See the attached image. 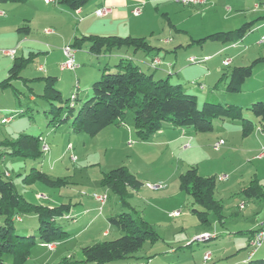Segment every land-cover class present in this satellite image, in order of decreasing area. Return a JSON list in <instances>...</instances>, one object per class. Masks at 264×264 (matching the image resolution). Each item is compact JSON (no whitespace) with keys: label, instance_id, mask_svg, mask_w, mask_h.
<instances>
[{"label":"rangeland","instance_id":"obj_1","mask_svg":"<svg viewBox=\"0 0 264 264\" xmlns=\"http://www.w3.org/2000/svg\"><path fill=\"white\" fill-rule=\"evenodd\" d=\"M141 1L145 2L143 8L139 7L143 9L142 21L145 26L144 33H146L144 37H147L150 44L162 49L160 58L163 65L153 70L146 63L139 62L140 60L138 62L134 60L133 63L137 62L146 73H154L155 79H167L171 74L172 83L181 84L187 93L198 97L199 108H202L207 97L210 101L215 100L216 97L223 105H240L244 109V118L254 121L251 111L248 110L253 103H256L252 101L254 96L251 91L253 88L257 89L260 85L259 81L264 79V65L255 66L252 78L248 81L249 88L239 93H229L226 90L229 78H223V74L236 66L250 65L260 55V50H263L264 46L257 45L258 42L255 40L260 34L252 31L250 33L252 37L241 45V49H232L225 53L218 52L224 45L221 41L206 40L203 43L199 41L216 33L233 31L251 22L256 15L264 13V0H207L203 6L183 5L176 0ZM43 2L44 0H41L38 6L0 2V11L6 14L0 18V81L8 77L9 68L12 65V61L5 56L4 52L15 50L6 47L14 41V38L20 36L16 31L10 34L8 29L11 25L13 27L20 19L28 17L32 21L33 29L29 41L50 45L46 49L29 44L19 49V57L22 55L28 57L29 51L37 52L38 49L43 53H40L22 72V76L29 79L27 86L23 81L17 80L14 81L13 88L0 90V109L3 108V115L7 118L14 115L13 120L11 119L13 123H8L9 121L5 122L8 124L0 123V141L16 139L21 134L41 135L48 142L52 152V157L48 159L42 157L37 160H25L21 157L6 155L9 150L0 148V155H5L0 161V172L11 174V178H6L12 180L17 191L31 203L50 206L71 205L68 215L70 220L59 219V223L69 234L68 239L62 240L61 244L56 246L58 248L56 251H49L41 245L34 247L26 264L57 263L65 256H72L73 260L81 261L84 259L82 248L121 237L123 233L116 227L104 225L101 220L81 234L79 233L85 226L86 218L95 217L100 213L95 200L96 196L104 194H108L104 216L112 211L113 213L137 212L162 237V240L155 244L147 242L136 257L131 259L130 264L147 259L149 264H194V261L202 264L206 262L203 260L206 252L217 257L220 255L218 251L222 248H234L237 251L238 245L247 244V238L238 231L251 230L256 223L263 220L264 209H258L253 202H248V208L240 211L238 204L241 201H247L242 195V190L251 185L253 178L264 186V159L258 160L259 157H257L264 148V144H255L249 141L252 138H243L242 134L236 130L242 124L241 120L215 119L213 130L209 132H196L193 128L182 129L169 125L162 135L157 132L158 134L154 135L149 142L141 141L136 135L134 125L131 124L132 111L128 112L126 119L131 130H119L112 127L93 138L85 133L73 132L71 120L57 127L50 126L51 102L42 97L45 83L41 80L47 74L40 70V67L48 68L44 56L46 52L57 49L52 48L53 45L47 42L49 35L46 33L51 29L59 34L61 33L59 27L64 25L61 27L62 34L68 36L70 32L72 34L75 22L62 23L64 20L62 16L55 13L49 14V10L55 8V5L45 9ZM7 18L10 21L4 23ZM136 20L138 19H134V22ZM84 26L89 27V24ZM142 30L140 29V32ZM262 34L264 35V30ZM104 35L108 37V34ZM246 47L250 48L249 51ZM30 48L35 50H29ZM128 50L129 56L133 57L134 50ZM122 51H126V48ZM140 54L138 57H141L143 53L140 52ZM57 56L53 55L50 63L59 77H63V83L57 88L62 93L63 102L62 104L53 102V104L57 108L63 106L67 109L72 95L79 94L80 100L75 103L76 106L91 97V89L87 94L85 87L90 85L92 88L93 83L100 79L102 73L100 72L101 74L99 73L100 75L98 74V78L94 81V75H97L99 68L98 61L94 65L86 61L82 70L76 72H62L60 64L63 61H58ZM109 56L103 57L100 61L102 67ZM191 57L196 58V63L188 61ZM228 57L235 59L234 64L229 67L223 65V60ZM165 62L174 67H164ZM118 63L119 59L113 57L109 71H114ZM209 72L212 76L205 78ZM76 77L81 79L80 87L76 84ZM32 93L36 98L34 102L29 100ZM22 111H25L23 116H15ZM252 136L255 138V132ZM220 137L227 139L228 144L220 152H216L213 144ZM70 145L71 151L68 149ZM256 151H258L257 156H254ZM192 166H197L202 176L217 177L216 197L223 200L225 213L229 215L226 227L229 231L236 233L226 234L227 231L215 215L211 216L210 223L203 224L191 212L193 199L181 191L180 175ZM119 167L127 168L144 183L138 193L129 190L128 201L132 207L130 209L123 207L120 197L103 187L99 183L101 180H98L102 179L103 174ZM33 169L42 171L52 181H66L67 185L54 186L40 181L25 182ZM223 176H228V180L220 181L219 178ZM148 185H161L162 188L151 190ZM86 209L91 210L84 218L83 211ZM233 212L239 215L233 217L231 216ZM173 213L178 215L173 216ZM29 217V215L23 216V222L16 221V233L37 237L39 236L38 217L36 221H32ZM22 225H27V228H21ZM20 230L26 234L21 233ZM104 231H109V236H104ZM204 232L216 233L220 237L206 243L194 242L189 250L188 245ZM222 232L223 234H219ZM219 243H222V246H219ZM253 258L260 259L261 254H255ZM235 262L244 264L237 253L227 259H217L214 264ZM3 263L13 264L12 256L6 255Z\"/></svg>","mask_w":264,"mask_h":264},{"label":"trees","instance_id":"obj_2","mask_svg":"<svg viewBox=\"0 0 264 264\" xmlns=\"http://www.w3.org/2000/svg\"><path fill=\"white\" fill-rule=\"evenodd\" d=\"M0 1L25 3L27 0ZM90 1L62 0L61 2L78 10L84 8ZM254 25L255 22H248L237 30L216 33L199 42L211 40L230 45L246 36ZM18 31L27 33L29 28L23 27ZM84 45H89L90 52L96 55L107 54L121 48L146 54L153 52L160 54L162 51L150 45L145 38L130 36H83L75 38L70 46L74 49H81ZM29 60L15 58L9 70V77L0 82V89L12 87V82L22 77V71L30 63ZM260 63H264V57L254 60L250 65L234 67L228 73L223 74V78H229L226 90L229 93H239L242 85L253 75L255 66ZM170 76L171 74L167 79H155L154 73H146L137 63H133L130 59H122L115 66L114 71H109V68L104 70L100 79L92 85L91 97L84 101L78 109L75 104L72 106L71 99L67 109L63 106L57 108L53 102L61 104L63 102L62 94L56 88L57 78L43 77L41 80L44 81L45 87L42 97L51 102L49 113L52 119L49 124L57 127L71 120L73 132L85 133L94 137L110 126L125 125L127 114L132 111L135 133L141 141H149L165 124L180 128H193L196 132H209L213 130L215 119L241 120L244 136L252 133L255 123L264 126V102L253 103L248 109L254 121L244 118V109L239 105H223L218 101L207 100L202 108H199L198 97L187 93L181 84L172 83ZM24 113L25 111H22L16 113L15 116H23ZM43 140L40 136L21 134L16 139L0 141V148L9 150L6 155L9 154L11 157L37 160L45 155L41 150ZM4 156L0 155V161ZM6 177L8 176L5 173L0 172V220L2 221L0 224V264H4L6 255L12 256L13 264H26L34 247L38 245L45 247V244L50 243H57L59 246L62 240L68 239L69 234L59 223V219L70 220L68 215L71 205L50 206L31 203L17 191L14 182ZM39 181L54 186L67 185V182L63 180H50L45 173L37 169H33L32 174L25 180V182ZM217 184V177L202 176L197 166L190 167L180 175V189L192 197L191 212L203 224L210 223L212 215H215L222 223L225 218L224 205L216 197ZM101 185L117 194L123 207L130 209L129 190L137 192L144 186V183L127 168L119 167L103 174ZM242 194L249 198L264 196L262 187L257 181L252 182V185L244 189ZM26 215L38 217L39 236H22L16 233L17 218L21 217L22 221V217ZM109 222L123 233L121 237L82 248L84 259L81 261L73 260L72 256H65L57 263L49 264H130L131 259L136 257L147 242L155 244L162 240L153 226L137 212L115 214L109 218ZM193 244L194 242L188 247ZM132 264H149V262L147 259ZM245 264H264V259L252 258Z\"/></svg>","mask_w":264,"mask_h":264},{"label":"crops","instance_id":"obj_3","mask_svg":"<svg viewBox=\"0 0 264 264\" xmlns=\"http://www.w3.org/2000/svg\"><path fill=\"white\" fill-rule=\"evenodd\" d=\"M38 1H40V2H38ZM61 1L62 0H57V2L49 3V4H47L45 2V0L43 2V8L50 7L51 5H55V8H53L52 10H49V14L50 13H55V14H58V15L62 16V18H64L62 23H66V21H69V22L70 21H74L75 22V25H74L73 30H72V34L70 32V34L68 36L62 34L61 27H64V25L59 27V30L61 32L59 34L54 32V30H52L53 33H46L47 35H49V37L47 38V42L52 44L53 46H51V47L54 48V49H57V50H55V51H53V50L52 51H48L47 50L48 52H46L44 57H45V61L47 62L48 68H44L43 66H41L40 70L46 72V74H47L46 77H55V78H57L56 88H58V86L63 83L62 82V80H63L62 78L63 77H59V75L55 71V68L51 67V63H50L51 57H53V55L54 56L58 55L57 56L58 57V61H61V62L64 61L65 56H64V53H63V47L67 46V45H71L75 38H81L83 36H89V35L103 36L104 37L105 36L104 34L106 33V34H108V36H118V37H121V36L128 37V36H130V37L145 38L147 40V37H144V36H146L145 35L146 33H144L145 26H144V23L142 21V19L144 17L143 14H142L143 12L139 16H135L134 13H133L135 8L136 9L139 8V7L143 8V6H145V2H142L141 0H91L88 5H86L84 8L78 9V10H74V9L70 8L68 5L62 3ZM2 3H4V2H2ZM7 3H11V2H7ZM25 3H27L28 5L35 4L36 6H38V3H41V0H27ZM36 6H34V7H36ZM199 6H203V5H199ZM103 7H109L111 9V12L108 15L104 16V17L97 16L96 13H95L96 10L100 9V8H103ZM35 10H36V8H35ZM0 18H2V17H0ZM134 19H138V20H136V22H134ZM9 21H10L9 18H7V20L4 23H7ZM251 22H255V25L252 28V30L249 31L246 34V36H244L241 40H238V41H236L233 44H230V45L224 44L223 47L220 48V50L218 52L225 53V52H228V51H230L232 49H241V45H243V43H245L250 37H252V35L250 34L252 31H256V32H258L260 34V36L255 38V40L258 42L257 45H260L261 47L264 46V35L262 34V32L264 30V13L262 15H259V16L256 15L255 19L251 20ZM31 24H32L31 19H28V17H23V19H20L19 22L16 23L13 27L11 25V28L8 29L10 34H13L14 31H16L17 34L20 35V36L16 37V38L13 37L14 41L10 45H7V47H6V48H9V49L17 50V54H16V57H15L16 59H18V58L19 59H23V60L30 59L29 60L30 63L33 62V60L36 57H38V55L40 53L42 54L43 51H40V49H38L37 52L29 51V56L28 57H25L23 55L21 57H19L18 56V51H20L19 50L20 48H22L24 45L27 46L29 44L35 45L38 48L40 46H42V47H45L46 49H47V46H50L48 44L45 45V43L43 44V42L39 43L38 41H29V36L32 35V30H33L32 27H31ZM84 24H89V27L84 26ZM96 25H99V26H96ZM23 27H28L29 28V32L20 33L18 30L23 28ZM140 29H143L141 31L142 33L140 32ZM235 30H237V29H235ZM88 32H91V33H88ZM121 32H123V33H121ZM122 34H126V35H122ZM141 36H143V37H141ZM150 45H152V44H150ZM152 46H154V45H152ZM154 47H156V46H154ZM156 48H158V47H156ZM123 49L124 48L118 49V50H116L117 52L115 50H113L112 52H109L107 54H100V55H96V54L90 52L89 45H84L81 49H75V51H76V53H75L76 60H77V63L80 64V68L77 69L76 71L82 70V68L84 67V63L86 61L91 62L93 65L98 61L99 68H98L97 73H96L97 75H94L95 76L94 81H95L98 78L97 76H98V74L100 72L103 73L104 70H106V68H110L111 59L113 57H114V59L115 58L119 59V62L122 59H130L131 61L136 60L137 62H138V60H140L139 62L146 63L149 68H151L150 64H151V62H152V60L154 58L161 59L160 58L161 53L160 54H155L156 52H153L152 54H146V53L142 52L143 53L142 56L138 57V54L141 55L140 54L141 51L140 52H135L134 51L133 52V57H131V56H129L130 52H129L128 48H126V51H122ZM246 49H247V47H246ZM249 49H247V50L249 51ZM29 50H35V49L30 48ZM241 53H243V52H241ZM259 54L260 55L256 59H258L260 57H264V49L260 50ZM107 55H110L109 59L107 60L106 64H104L103 67H102V63L100 61H102V58L106 57ZM189 59H188V61H189ZM256 59H254V60H256ZM10 60L12 61V65H11V67H12L15 59H11L10 58ZM234 60H233V58H231V57L229 58L228 57V58L223 60V65L229 67V66L234 64ZM225 62H229V64L225 65ZM259 65H264V63H260ZM171 66L172 65H169V63L165 62L164 67H168V68L169 67L170 68L174 67V65L172 67ZM11 67L9 68V70L11 69ZM236 67H242V66H236ZM61 71L62 72H67V71H63V70H61ZM68 72H73V71H68ZM82 75H84V74L82 73ZM21 76H22V74H21ZM210 76H212V75L209 72V73H207L205 75V78H208ZM8 77H9V75H8ZM7 78H5V79H7ZM76 78H77L76 84L80 87L81 79H80V77H76ZM251 78H252V76L249 79H251ZM249 79H247L246 82L242 85V89H241L240 92H242L243 90L246 91L249 88V86H250V84H249L250 82H248ZM17 80L23 81L25 86H27L26 83L29 82V79L26 78V77H23V76L20 79H16L14 81H17ZM14 81L12 82L13 85H12L11 88L14 87ZM0 82H2V81H0ZM259 83H260L259 87L257 89L253 88V90L251 91L252 95L254 96L252 98V101L254 100L255 102H258V101L264 102V79H261L259 81ZM90 89H91L90 85H86L85 90H87V92H88L87 94H89ZM0 90H6V89H0ZM58 91L60 92V89ZM76 96H77V101L76 102H78L80 100L79 94H76ZM29 100L31 102H34L36 100L35 95H33V93L31 94ZM207 100H209L208 97H207ZM215 100L218 101V99L216 97H215ZM256 100H258V101H256ZM81 105H82V102L80 104H78L77 107H80ZM2 112H3V108L0 109V123L4 124L2 121L4 119H6L7 117H5ZM12 120H10L8 123H13ZM256 122H258V121H256ZM8 123H5V124H8ZM131 124H133V121L131 122ZM169 125H172V124H165L158 133H160V135H162L166 131V129H168L167 127H169ZM112 127L113 128H117L119 130L120 129L131 130V127H130L129 123L126 122L125 125L110 126V127L106 128V129H104L102 132L107 131L108 129H111ZM182 129H185V128H182ZM236 130L239 131L240 134H242L243 138H252L249 141H252L255 144L256 143H263L264 144V126L262 124L255 123V126H254V129H253L252 133L249 134L248 136H244L243 135V133H242V124H240V127L238 126L236 128ZM102 132L99 133L98 135H101ZM254 132H255V138L256 139L253 138V136H252L254 134ZM158 133H156V134H158ZM76 134H79V133H76ZM80 134H82V133H80ZM98 135H96V136H98ZM96 136H94V137H96ZM40 137H42V136L40 135ZM90 137L93 138L92 136H90ZM219 140H225V144L220 148V150H222L223 147L227 146L228 142H227V139H225L224 137H220L219 139H217L215 141V143L218 142ZM262 149H264V148H262ZM220 150H215L214 149V151H216V152H220ZM252 151H250V152H252ZM257 152L258 151H256L254 156H257ZM51 153L52 152L50 151L48 154L44 155L43 158L44 159H45V157H47V159L51 158L52 157ZM262 159H264V158H258V160H262ZM198 170H199V168H198ZM5 174L9 178H11V176H12L8 172H6ZM205 177H207V176H205ZM98 180L100 181L101 178L98 179ZM224 181H226V180H224ZM224 181H222V182H224ZM254 181H257V180H255L253 178L252 182H254ZM252 182H251V185H252ZM99 183L101 184V181ZM258 184L262 187V191L264 193V186L261 185L259 182H258ZM250 186H248V187H250ZM248 187H246V188H248ZM246 188L244 187V189H246ZM139 191H137L136 193H138ZM242 195L244 196V194H242ZM244 197L247 199V201H241L238 204L240 211H243V210L245 211L248 208V202H250V203L253 202L254 205H256V207L258 209H260V208L264 209V196L262 198H257V197L249 198V197H246V196H244ZM220 200L222 201V203L224 205L223 200L222 199H220ZM95 202H96L97 208H99L100 213L97 216H95V217L86 218L87 221L85 223L84 228H82L79 231L80 234L82 232H84L87 228H91V226L93 224H95V222H99L100 220L104 222L103 223L104 225H108L109 224V226H110L111 224L109 222V218L112 217L115 214H118V213H113V211H112V213H109L108 215L104 216V214H105L104 209H105V207H107L108 201L104 205H102L100 202H98L96 200H95ZM242 204H244V208H241ZM98 205H99V207H98ZM130 205H131V203H130ZM90 210L91 209H86V210L83 211V213H85L83 215L84 218H85V216H88V214L90 213ZM225 210L226 209H225V206H224L225 218L223 220V223L222 222H219V223L227 231V232H225L226 234L236 233V232L229 231L227 229V227H226V220L229 217V215H227L225 213ZM231 214H232L231 216H233V217H237L239 215L237 212H233ZM29 216H30L29 219H31L32 221L33 220L36 221V219H37L36 215H29ZM23 221H24V218L22 217V222ZM35 223L36 222H34V224ZM262 223H264V219L263 220L261 219V221L256 223V225L251 230L238 231L240 234H242L243 237L247 238V244L246 243H242V244L238 245L237 246V251H235L234 248H231V249H229L228 247L222 248L221 251H218V253L220 255L217 256V257L214 255L212 261H210V262H212L214 264L215 262H217V259H219V260L220 259H222V260L223 259H227L229 256H233L234 254L237 253L238 257L241 259V262L245 264L249 260V252H250L251 247H252L251 243H252V240H253V237H254V233H255V231H257L261 227ZM0 224H2L1 220H0ZM22 226L23 227H21V228H27V225H22ZM20 232L23 233V234H26V232H22L21 230H20ZM109 233H110L109 231H104L103 235L104 236H109ZM219 234H223V232L219 233ZM219 237L220 236H218V238ZM193 245L191 247H188V249L191 250ZM218 245L222 246V243H219ZM241 251H243V252L240 253ZM256 254H261V258L260 259H264V244L258 250V252ZM210 262H208V263L202 262V264H209ZM193 263L197 264L195 261ZM239 263L240 262H235L233 264H239Z\"/></svg>","mask_w":264,"mask_h":264},{"label":"built area","instance_id":"obj_4","mask_svg":"<svg viewBox=\"0 0 264 264\" xmlns=\"http://www.w3.org/2000/svg\"><path fill=\"white\" fill-rule=\"evenodd\" d=\"M176 1L178 3L183 4V5H194V6L204 5L207 2V0H176ZM45 2L47 4H49V3L57 2V0H45ZM110 12H111V9L109 7H103V8L97 9L95 13L99 17H104V16L108 15ZM133 13L135 16L141 15L142 8L134 10ZM4 16H6V14L3 11H0V17H4ZM47 33H53V31L48 30ZM63 53L65 56V59L60 64L61 70L75 72L77 69L80 68V64H78L77 60H76V55H75L76 51L72 46H70V45L65 46L63 49ZM4 54H5V56H7L11 59H15L17 51L16 50H8V51H5ZM189 62L196 63V58L195 57L190 58ZM228 64H229V62H225V65H228ZM162 65H163V62L161 59L154 58L150 64V67L152 69H158V67H160ZM76 100H77V96L72 95V97H71L72 106H74ZM13 117L14 116H10L9 118L4 119L2 122L3 123L8 122ZM224 144H225V140H219L218 142H216L213 145V148L215 150H220V148ZM68 149L71 151V149H72L71 145L69 146ZM41 150L45 155L50 152V146L46 140L42 141ZM257 157H259V158L264 157V149L261 150V153ZM73 159L75 160V156L73 157ZM227 179H228V176H223V177L219 178L220 181H224ZM148 188L151 190H160L162 188V186L161 185H156V186L148 185ZM96 200L98 202H100L102 205H104L108 201V194L98 195V196H96ZM241 208H244V204H242ZM176 215H178V213H173V216H176ZM17 220L21 221V217H18ZM217 237H218V235L216 233L204 232V233L198 235L193 242L206 243L208 241L216 239ZM263 244H264V223H262L261 227L254 234V237H253V240L251 243L252 249H251V252L249 254V259H252L255 256V254L263 246ZM44 246L49 251H55L57 243L45 244ZM212 258H213L212 253H210V252L205 253L204 260L206 262H210L212 260Z\"/></svg>","mask_w":264,"mask_h":264}]
</instances>
